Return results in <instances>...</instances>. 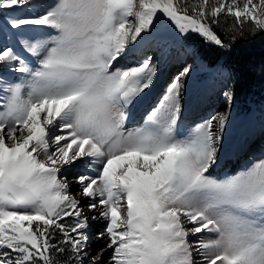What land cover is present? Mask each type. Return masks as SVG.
<instances>
[{
	"label": "snow or ice",
	"instance_id": "1",
	"mask_svg": "<svg viewBox=\"0 0 264 264\" xmlns=\"http://www.w3.org/2000/svg\"><path fill=\"white\" fill-rule=\"evenodd\" d=\"M31 3L0 0V15ZM222 13L264 31V0H54L8 21L37 66L0 45V67L24 74L0 89V264H85L88 217L60 177L77 161L91 168L73 182L106 221L110 264H264V158L213 175L229 114L179 133L188 68L125 130L157 72L150 58L116 66L129 46L161 17L226 46L211 27ZM41 30L55 35H30Z\"/></svg>",
	"mask_w": 264,
	"mask_h": 264
},
{
	"label": "rangeland",
	"instance_id": "2",
	"mask_svg": "<svg viewBox=\"0 0 264 264\" xmlns=\"http://www.w3.org/2000/svg\"><path fill=\"white\" fill-rule=\"evenodd\" d=\"M195 2H196V0H188L189 5H191ZM47 5H48V0H32L31 6H29V7L19 9L16 12H9L7 14L0 15V45H4V44L8 45L7 37H6V29L4 26H6L8 29L11 28L10 24L8 23L9 20H11L12 18H14L16 16L26 17L29 15H33V14L42 12V11H44L45 8L48 7ZM161 20H162V23L157 24L154 28H151L148 33L153 34L154 35L153 37L156 39V42H158V43L169 45V46L174 45V46H176L175 49L183 50L182 51V54H183L182 57L184 56V58H183L184 62L181 60V57L178 59V61L175 58L173 60V62L171 63L172 66L174 64V67L172 68V67L166 66V68L164 69L163 67H161L160 65L157 64L156 60H153L151 62V64L153 66H155L157 69L156 76L160 72H163L164 81H165V83L164 82L163 83L165 85L169 86V84L173 81L172 80V78L174 77L173 73L179 72L183 68H186L190 63L191 64V67H190L191 68L190 69V83L192 80L194 88H197L200 86V84H204V83H206L208 81H212L216 78L220 79V81H219L220 85H224L226 82V78H227L226 71L225 70L221 71L220 70L221 68L217 67V66L216 67L208 66L204 61H202L195 54L194 49L191 46L192 40L194 38V33L192 31H189L187 34H182L175 28V26L173 24L168 22L166 18L161 17ZM13 31H14L13 36H16L20 39V37L17 34V30L13 29ZM35 32H38L37 33L38 39L39 38L46 39L49 36V35H46L45 31H42V30L41 31H35ZM50 35H55V32L53 31ZM173 49H174V47H173ZM27 54L31 55L30 53H27ZM145 55H149L150 56L149 58H151V56H152V54L148 48H144L142 50V54H141L142 57L139 60L142 61L144 59ZM33 58L36 61V57H33ZM127 61H129L128 58L122 59L120 61V63L118 64V66L125 64ZM36 66H37V64L33 67H36ZM170 72H173V73L170 74ZM21 75H22L21 73L12 71L6 67H0V89H2L8 83L20 82ZM156 76L154 78V81L156 80ZM196 83H199V84H196ZM164 84L162 85V89H165ZM208 89H209V85H207L204 88L205 91H207ZM224 89H225V86H222L218 90V92H216V93L214 92L212 95L209 92L206 95V99L204 101L205 105L208 104L207 103L208 101H210L211 103H214V104L223 103V99H221L220 93ZM201 93H202V91L199 88L196 89V91L194 92V97L197 96L198 100H200L202 98ZM0 95H3L2 91H0ZM153 108L154 107H152L147 112L146 117L152 111ZM225 109H226V107H222L221 109L213 108V111L215 112V115H216L219 111H220V113L226 112ZM196 111H198V110L195 109V112ZM235 113H236V109H230V111L228 113L229 114V120H228L227 124L228 125L232 124V126H237V131L232 130V133H231L229 140L227 141V143L224 147V150H226L228 144L230 145L233 142H236L238 136H240V141H241L240 149H247L253 140L256 142L255 144H257L261 141L260 139H257L254 136L258 135L260 132L263 131V129H264V120L263 119H264V117L260 116L257 119L260 122H257L255 124V123H253L255 120L251 118L250 113L243 112L242 114H240L238 116H235L234 115ZM202 123H204V121H202V120L197 121L194 125L191 126L190 132L193 129H195V127L197 125L202 124ZM253 125H254V127H253ZM247 127H248L250 132L247 136H245ZM245 138H248V140L245 142H242V140ZM219 149H220V152L224 154L222 157H224L225 164L228 163V160H227V157H228L227 153L228 152L223 151L222 145H219ZM257 160L252 161V163L257 161ZM239 162H237V163H239ZM237 163L234 162L233 164H237ZM97 216H98V214H97ZM193 239H195V237H191V236L189 237V240H193ZM97 247H100V246H97ZM97 247H95L94 250L92 251L93 254L98 253V251L103 249V247H100V248H97ZM110 253H111V251H104V250L98 253L99 257L101 256V260L103 261V264H110V261L107 260L109 258L111 260L112 254H110Z\"/></svg>",
	"mask_w": 264,
	"mask_h": 264
},
{
	"label": "trees",
	"instance_id": "3",
	"mask_svg": "<svg viewBox=\"0 0 264 264\" xmlns=\"http://www.w3.org/2000/svg\"><path fill=\"white\" fill-rule=\"evenodd\" d=\"M211 27L226 46L222 47L198 35L201 41L198 52L214 63L222 60L231 66L232 74L236 76L234 100L247 102L263 76L258 69L264 66V31L253 34L249 23L241 28L233 17L226 14H221L218 23L211 24ZM61 259H66V256Z\"/></svg>",
	"mask_w": 264,
	"mask_h": 264
},
{
	"label": "bare ground",
	"instance_id": "4",
	"mask_svg": "<svg viewBox=\"0 0 264 264\" xmlns=\"http://www.w3.org/2000/svg\"><path fill=\"white\" fill-rule=\"evenodd\" d=\"M187 82H188V79H187ZM156 86V83L152 86V87H155ZM151 89H153V88H150V90ZM155 97V96H154ZM224 136H225V131H224ZM219 145H222L223 146V140H220V143H219ZM224 154L223 153H221L220 152V149H219V152H218V161H217V163H220L219 164V166L223 163V165H221V167L219 168V169H221V168H223L226 164H225V160H224V157H222ZM227 160H228V163H230V164H233L234 162H239L240 161V157H239V153H238V151L235 149V148H233L231 151H229L228 153H227ZM226 158V157H225ZM231 160V161H230ZM216 166V165H215ZM214 166V167H215Z\"/></svg>",
	"mask_w": 264,
	"mask_h": 264
}]
</instances>
